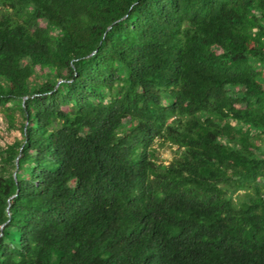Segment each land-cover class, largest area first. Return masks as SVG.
<instances>
[{"label":"trees","instance_id":"16d2710c","mask_svg":"<svg viewBox=\"0 0 264 264\" xmlns=\"http://www.w3.org/2000/svg\"><path fill=\"white\" fill-rule=\"evenodd\" d=\"M1 130L0 264H264V0H0Z\"/></svg>","mask_w":264,"mask_h":264},{"label":"rangeland","instance_id":"374dc122","mask_svg":"<svg viewBox=\"0 0 264 264\" xmlns=\"http://www.w3.org/2000/svg\"><path fill=\"white\" fill-rule=\"evenodd\" d=\"M1 129L3 128L1 127ZM1 131H2V138L0 142L2 144L13 141L14 137H18V133L8 134V132H6L5 130H1ZM155 149H156V155L158 161L160 163L170 164L176 157V151H177L176 147H171L170 145H165L164 147H162L161 145L158 144L155 146Z\"/></svg>","mask_w":264,"mask_h":264},{"label":"water","instance_id":"95a60500","mask_svg":"<svg viewBox=\"0 0 264 264\" xmlns=\"http://www.w3.org/2000/svg\"><path fill=\"white\" fill-rule=\"evenodd\" d=\"M17 167H18V165H17ZM1 235H2V234H1ZM1 235H0V236H1Z\"/></svg>","mask_w":264,"mask_h":264}]
</instances>
